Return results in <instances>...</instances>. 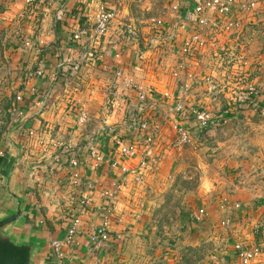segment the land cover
Listing matches in <instances>:
<instances>
[{
    "label": "crops",
    "instance_id": "1",
    "mask_svg": "<svg viewBox=\"0 0 264 264\" xmlns=\"http://www.w3.org/2000/svg\"><path fill=\"white\" fill-rule=\"evenodd\" d=\"M28 1L0 0V219L15 213L22 202L24 213L7 233L17 242L36 246L33 264H47L51 242L65 241L74 215L80 214L76 242L65 247V264H104L105 256L120 250V241H127L126 237L136 232L144 234L154 218L156 210L150 206L159 202L168 172L152 169L153 164L147 161H156L163 143L175 138L174 122L180 120L193 134L199 133L191 121L175 112L179 97L188 107L197 103L209 111L219 108L211 96L215 82L208 79L216 73L206 70L207 65L209 61L213 65L223 44L230 48L249 46L252 33L264 30V0H254L257 7L248 15L236 10L243 19L239 36L221 34V28L214 26L199 28L193 14L195 0H174L173 7L178 5L179 10H171L169 20H163V33L151 34L149 28L143 41L138 34L129 35L131 31L121 32L115 0ZM103 5L115 10L116 19L107 36L95 39L92 31ZM194 34L210 40V45L184 57L183 45ZM77 35L81 38L75 39ZM117 53L121 54L118 63ZM241 53H245L244 47ZM169 58L174 60L170 70L163 68L170 64ZM68 62H81V69L94 67L101 89L128 99L126 105L134 103L135 92L126 89L123 80H116V69L124 72V79H135L145 92L154 89L162 94L146 96L144 109L139 108L141 102L137 104L142 114L129 118L128 127H124L129 139H125L116 132L113 120L108 128L93 127L95 117L80 123L86 112L68 110V82L73 75ZM155 78L169 80L166 84ZM250 103L255 114L264 109V91ZM162 113L169 120L163 119ZM228 117H224L226 121ZM238 117L235 114L234 118ZM136 120L147 121L151 130L159 127L153 145L145 142L148 134ZM30 131L36 136L31 138ZM124 147L133 148V157L123 153ZM71 160H77V168L71 166ZM143 160L145 186L138 192L136 187L143 185L131 181L135 175L123 181L120 167L136 170ZM223 169L219 166V172ZM76 176L80 188H73ZM117 181L122 183L119 192L106 197ZM208 183L214 189L208 193L201 188L191 204L193 215L200 214L202 219L189 218L190 210L185 212L190 226L176 249L168 250L174 255L171 264H240L237 243L259 247L261 254L249 264H264L263 202L240 197L232 190V183ZM147 189L155 192L151 200L152 192ZM228 219L232 225L223 227ZM104 223L109 227V241L102 245L103 252L94 254L91 236Z\"/></svg>",
    "mask_w": 264,
    "mask_h": 264
},
{
    "label": "rangeland",
    "instance_id": "2",
    "mask_svg": "<svg viewBox=\"0 0 264 264\" xmlns=\"http://www.w3.org/2000/svg\"><path fill=\"white\" fill-rule=\"evenodd\" d=\"M173 2L174 0H115L113 7L117 9L123 25L121 32L126 34L131 31L129 35L138 34L143 41L154 19L169 20ZM150 33L154 34L151 31ZM250 38L249 46L237 44L230 48L223 44L213 65L209 61L206 70L214 69L216 73L215 77L208 78L215 82L211 96L219 108H215L216 112L204 109L213 116L215 124L194 135L191 144L176 146V136L166 140L162 145L160 157L156 161H147L149 165L153 164L152 169H166L168 172L162 184L159 202L153 204L151 201V210H156L154 218L144 234L136 232L135 235L126 237L127 241H120V250L105 256L104 264H171L174 255L168 250L176 249L183 239L185 230L190 226L187 225V217H194L197 221L202 219L200 214L199 217L193 215L191 204L195 202L197 192L201 188L208 193L211 192L208 191L210 188L214 189L208 182L216 185L222 182L232 183V190L240 197L242 194L253 203L264 204V109L255 114L250 108V102L257 100L260 92L264 91V30L259 28ZM242 47L245 49L243 55ZM140 48L142 51L141 44ZM169 60L170 64H164L163 68L170 70L174 60ZM161 61L162 58L156 68ZM149 67L155 71L154 67ZM72 74L68 82V110L71 107L75 109L74 112H86L89 122L95 117L93 127L108 128L109 122L113 120L116 132L119 131L125 139H129L124 135V127H128L127 121L142 114V111L136 109L140 102L138 94L135 93L131 106L126 105L128 99L124 101V98L115 92L101 89L99 74L94 67L73 70ZM155 79H162L166 84L169 80ZM153 90L146 91V96L162 94ZM166 99L164 97L162 100ZM228 114V121H221ZM235 114L239 116L238 119L234 118ZM243 116L247 119H243ZM258 116L261 118L257 119ZM162 118L168 119L164 113ZM184 119L194 123L193 120ZM219 166L224 167L221 172ZM123 178L125 177L122 175L121 179ZM138 185H143L136 187L138 192H142L145 185L143 182ZM148 191L152 192L149 194L151 200L155 192L150 189ZM189 210L186 217L185 212ZM74 216L81 218L80 214ZM224 221L230 222L231 219ZM231 225L232 222L229 226ZM91 247L94 254L103 252L105 248L94 245Z\"/></svg>",
    "mask_w": 264,
    "mask_h": 264
},
{
    "label": "built area",
    "instance_id": "3",
    "mask_svg": "<svg viewBox=\"0 0 264 264\" xmlns=\"http://www.w3.org/2000/svg\"><path fill=\"white\" fill-rule=\"evenodd\" d=\"M29 3L33 2V0H29ZM194 12L193 14L196 17V24L201 29L216 27L221 28V34L225 35H235L239 36V34L243 30V19L236 15V10H240L243 14H250L251 10L257 7V2L254 0H195L194 4ZM173 12L176 13L179 10V6L175 5L173 7ZM116 19V12L114 9L109 8L107 5L101 6L99 10V14L96 18L95 27L92 31L93 38L100 39L108 35L110 28L112 26L113 21ZM164 30V21L161 19H154L150 26V31L154 34H162ZM84 34V33H82ZM81 38L80 35L75 36V39ZM210 45V40L205 39L201 34H194L191 38L185 41L182 48V55L184 57L190 56L191 52L195 49H207ZM116 62L121 60V54H115ZM118 63V62H117ZM69 65L73 67L74 71H79L81 69V62L71 63L68 62ZM63 64L59 67L61 68ZM116 67V66H115ZM116 80H123L126 89L134 91L138 94V99L141 102L139 108L144 109L146 102V92L144 88L139 85L135 79L126 78L124 79V72L121 69L115 70ZM209 81V80H207ZM256 100H252L255 102ZM175 112L184 116V118H188L193 120V126L196 127L197 131H201L203 129H207L215 124V120L213 116L209 114L207 110L201 108L199 104L194 103L188 107L185 103V100L182 97H179L176 106ZM87 116L86 114H82L80 118V123H84ZM192 118V119H191ZM226 118V116H225ZM223 118V122L226 119ZM136 125L140 126V128L148 134V137L145 139V142L149 145H153L156 139L155 132L159 131V127H154L153 130L150 129L149 123L141 122L140 120H136L138 122ZM173 130L177 137L176 146H183L187 144L193 143V132L187 126H183L180 122H174ZM29 136L31 138L36 136L35 131H30ZM120 144V143H119ZM123 153L128 155L129 157H133V148L132 147H124ZM70 164L72 167L77 168L78 162L77 160H71ZM146 165V161H140V168L136 170H132L127 167H120V171L124 181H128L130 176H133L131 181L136 183H144V171L143 168ZM114 167L119 169L117 163L113 165ZM73 180L72 185L73 188H80L82 186L79 176H76ZM130 181V180H129ZM122 183L117 181V185L115 186L112 192H106V197H115L116 193L119 192ZM81 223L80 217H74L71 225L68 228L65 241L54 240L51 242V260L47 264H65L66 262V253L65 247L66 245H74L76 242V238L78 236V228ZM224 226H229L230 222L225 221L222 223ZM109 241V227L107 223H104L100 228H98L91 236V244L95 247L102 248V245H106ZM235 248L238 254L240 264H249L252 260L257 258L261 254V249L259 247L255 248H247L242 243L235 244Z\"/></svg>",
    "mask_w": 264,
    "mask_h": 264
},
{
    "label": "water",
    "instance_id": "4",
    "mask_svg": "<svg viewBox=\"0 0 264 264\" xmlns=\"http://www.w3.org/2000/svg\"><path fill=\"white\" fill-rule=\"evenodd\" d=\"M24 213L22 202L15 213L0 219V264H33L36 246L28 242H17L7 233Z\"/></svg>",
    "mask_w": 264,
    "mask_h": 264
}]
</instances>
